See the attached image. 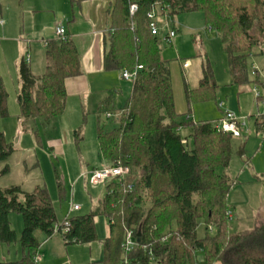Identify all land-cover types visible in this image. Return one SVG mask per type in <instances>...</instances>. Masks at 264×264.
<instances>
[{
    "label": "trees",
    "instance_id": "16d2710c",
    "mask_svg": "<svg viewBox=\"0 0 264 264\" xmlns=\"http://www.w3.org/2000/svg\"><path fill=\"white\" fill-rule=\"evenodd\" d=\"M130 3L120 0L119 16L113 17L104 36V70L141 69L134 81L122 78L131 83V92L117 113L118 125L106 130L99 117L96 126L100 157L127 167L129 173L123 180L105 181V193L93 211L68 213L66 234L54 232L65 218L58 221L46 188L36 186L31 192L20 186L0 188V244L20 245L17 260L0 264H34L41 246L38 233L46 239L59 235L65 245L96 242L98 216L108 222L101 264H125V259L127 264H264V222L244 232L229 229L227 197L232 182L223 171L234 154L244 153V144H234L235 138L213 122L192 120L194 95L199 97L203 88L211 93L216 89L211 66L208 61L203 64L196 92L185 85L187 113L177 114L169 62L162 56L166 44L151 34L147 18L153 9L157 15L165 11L172 20L180 13H201L205 27L220 38L231 84L243 87L251 83L246 59L264 44V0H140L134 16L129 14ZM45 46L40 76L33 75L24 60L19 64L16 101L22 126L36 121L42 127L54 125L65 109L66 81L82 74L80 55L66 33L64 40L54 38ZM5 98L0 82L1 115ZM110 110H104L109 119ZM260 120L258 128L264 116ZM74 138L76 143L83 139L78 129ZM13 152L14 146L0 133V162ZM7 172L5 167L0 176ZM57 185L62 199L59 181ZM11 214L22 219L18 239ZM199 222L205 225L203 237L197 234ZM210 227L215 234H209ZM125 229L135 239L138 229L141 234L129 253L123 249Z\"/></svg>",
    "mask_w": 264,
    "mask_h": 264
},
{
    "label": "rangeland",
    "instance_id": "374dc122",
    "mask_svg": "<svg viewBox=\"0 0 264 264\" xmlns=\"http://www.w3.org/2000/svg\"><path fill=\"white\" fill-rule=\"evenodd\" d=\"M173 20L179 32L175 40L176 50L162 46V56L169 62L171 68L175 89V112L182 114V111L187 110L184 85L189 90L196 92L199 89L203 64L208 61L213 72L216 89L211 93L203 88L198 92L199 97L194 95L191 106L192 120L196 123L208 121L216 124L223 118L224 112H231L235 114L241 124L244 135L248 136V131L254 129L253 115H257V107H259V112L264 113L263 101L255 100L257 95L264 96V46L261 47L262 51L259 47L254 54L246 59L251 82V91L248 92L247 89H241V87L231 84L226 55L220 46L217 34L213 31H204L205 24L201 13H180L174 16ZM176 58L181 59L183 63H189V68L184 74L179 70ZM256 73H258L257 76ZM121 82L124 84L121 92L123 102L121 106L113 105L110 119L106 117L104 111L109 108L106 99L110 96L109 91L105 92L106 85H104L97 89L96 95L92 94L88 101L85 98L75 100L76 107L69 106L67 117L63 116L57 119L54 125L48 127H42L40 121L32 122V124L27 123L26 126L25 124L21 125L20 109L16 101L17 87L13 83H7L5 114L1 115L0 113V133L14 146V152L8 159L0 162V171L5 167L8 168V172L0 176V188L20 186L25 192H31L36 186L46 188L59 222L64 217V211L69 212L71 204L81 205L80 209L73 211V215L89 213L95 202L103 197L106 182L92 185L91 183L85 184L83 179L77 180V178L82 171L101 169L112 164L107 162L103 165L96 139V126L99 117L106 130H111L118 125L117 111L124 105L131 91V83L124 80ZM101 84L99 83V85ZM113 95L115 94L113 93ZM35 129L38 130L37 133ZM77 129L83 138L79 143H76L74 138V131ZM53 141L60 142V150L50 146ZM236 141L234 140V144H238ZM58 181L64 196L67 195V200L59 197ZM234 224V220L230 221L229 229L231 226H235ZM10 225L18 239L22 230L21 216L11 214ZM247 227L242 225L237 230L232 228L230 231H244L249 229ZM95 229L98 241L91 247V253L88 252L89 247L85 244L64 245L55 236L48 244L40 246L38 255L41 261L47 260L43 257L49 252H55L53 248L49 250V245L61 242L63 247L61 253L59 251V255H68V258L73 261H81L80 264H95V255L98 254V250H100L101 256L99 243L107 236V220L104 217H97ZM208 232L210 235L215 234V230ZM197 234L199 237H203L205 234L203 222L198 223ZM19 256V243H12L9 246L0 244V261H14ZM199 259L203 261L201 255ZM73 261L71 262L73 263Z\"/></svg>",
    "mask_w": 264,
    "mask_h": 264
},
{
    "label": "crops",
    "instance_id": "0c3cea01",
    "mask_svg": "<svg viewBox=\"0 0 264 264\" xmlns=\"http://www.w3.org/2000/svg\"><path fill=\"white\" fill-rule=\"evenodd\" d=\"M119 8L120 0H0V82L5 91L6 84L13 83L16 85L18 93L20 86L19 64L23 60L28 64L33 75L40 76L44 72L45 43L55 38V27L62 25L80 55L82 74L66 81L67 96L65 109L58 119L63 116L67 117L69 106L76 107L75 100L78 101L85 98L88 101L91 95H96L97 89L104 85H106L105 92L109 91L110 93V96L106 99L107 107H109L108 111L110 109L113 110L114 104L121 106L123 102L121 92L124 85L121 82L123 81L120 76L121 73L105 71L103 60L104 36L111 27L113 17L119 16ZM204 31L210 32L206 27ZM178 34L179 32L173 39V42L165 46V48L169 47L176 50L175 40ZM217 37L220 41L218 35ZM263 46L264 44L260 46V49ZM176 61L179 70L184 74L189 68V63L184 68L181 59L176 58ZM169 69L171 75L170 65ZM255 75L257 76L258 73ZM171 81L175 105V89L172 75ZM99 83L102 84L99 85ZM241 89H247L250 92L251 85L243 86ZM113 93L115 95L112 96ZM255 100L258 102L262 100L264 104V96L259 95V98L256 96ZM257 109V115H253V131H248L249 135L245 136L242 130L241 136L235 138L238 144H244V153L242 155L234 154L230 159L228 167L224 169L225 175L228 178L230 176L229 179L232 182L227 203L229 213L231 214L230 219L231 221H235V226H231L230 230L232 228L237 230L240 226L246 225L249 229L244 231H248L257 223L264 222V142L256 135L257 126L259 125H257L256 120L259 118L260 122V118L264 116V113L259 112V107ZM182 112V114H185L187 110ZM50 146H54V148H58L59 150L61 149L59 141H53ZM102 161L103 165L107 163L103 159ZM86 172L89 171H82L77 180L83 179V182L88 184L87 177L81 176ZM62 196L64 200H67V195L64 196L63 193ZM99 200L92 206L91 211L98 206ZM79 206L80 209L81 205ZM72 213L71 215H73ZM63 215V218H65L68 215V211H64ZM55 236L62 241L59 235H52L46 239L42 234H37L41 246L48 244ZM94 244L95 242L85 244L89 247V253H91V247ZM99 244L101 246V256L99 254L100 250H98V254L95 255V264H101L100 262L103 257L102 244L101 242ZM48 247L49 250L53 248L55 252L46 254L43 258L47 260L44 262L40 258L39 264H80L81 262L73 261L71 258H68V255H59V251L61 253L63 247L61 242L49 245Z\"/></svg>",
    "mask_w": 264,
    "mask_h": 264
},
{
    "label": "built area",
    "instance_id": "2783aa9c",
    "mask_svg": "<svg viewBox=\"0 0 264 264\" xmlns=\"http://www.w3.org/2000/svg\"><path fill=\"white\" fill-rule=\"evenodd\" d=\"M137 1L140 0H131L129 5V14L130 16H134L138 11ZM156 10L153 9L147 13V18L149 19V29L153 36H157L161 39V41L169 45L173 42V39L176 37L177 31L175 30L174 23L172 18L164 11L161 15L156 14ZM134 24H132L133 27ZM65 28L62 25H57L54 29V36L57 40L65 39ZM188 63H183V67L186 68ZM141 69V66H138L133 72L122 71L121 78L125 80H135V74L137 70ZM259 97V95H257ZM106 117L109 118L110 114H106ZM215 127L223 132L229 133L234 138L241 136L242 126L239 121L236 119L234 113L224 112L223 118L215 125ZM256 135L264 142V123H262L258 130L256 131ZM129 173L127 167H122L119 164H111L106 165L101 169H94L89 172L83 173L81 176L87 177L89 183L92 185L102 184L107 180H111L116 178L118 180H123ZM79 205L71 204L68 213H71L75 210L79 209ZM228 217L231 218V214L228 212ZM69 229V223L67 218L64 219L62 224H56L54 227L55 234L61 232L62 234H66ZM212 228H209L211 231ZM137 246L136 239L131 230L125 229V236L123 240V249L125 252H131ZM40 263V257L37 255L34 258V264ZM124 263L127 264V260H124Z\"/></svg>",
    "mask_w": 264,
    "mask_h": 264
},
{
    "label": "water",
    "instance_id": "95a60500",
    "mask_svg": "<svg viewBox=\"0 0 264 264\" xmlns=\"http://www.w3.org/2000/svg\"><path fill=\"white\" fill-rule=\"evenodd\" d=\"M140 229H138L137 234H136V242L139 243L140 242Z\"/></svg>",
    "mask_w": 264,
    "mask_h": 264
}]
</instances>
